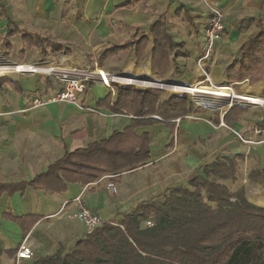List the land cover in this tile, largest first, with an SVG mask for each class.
<instances>
[{
  "label": "crops",
  "instance_id": "crops-1",
  "mask_svg": "<svg viewBox=\"0 0 264 264\" xmlns=\"http://www.w3.org/2000/svg\"><path fill=\"white\" fill-rule=\"evenodd\" d=\"M44 1V8L52 10L58 3L61 5L67 3L65 7H69L85 0ZM129 3H131L129 7H123ZM88 6H98L114 18L126 20V23L129 17L135 16V20L144 26H140L141 28L137 29L130 40L136 41L139 35L143 34L148 42L145 51L140 56L137 54V45H135L132 49L120 52L116 57L106 61L100 66L101 68L106 70L104 65L107 68L108 66L113 67L119 56L131 52L134 58L131 62L140 63V67L147 57L150 59L147 67L149 72L142 70L141 73H147L152 77L174 84L190 85V83L198 82L203 77L202 69L204 68L212 74L214 81L228 84L225 74L227 67L248 39L259 35L264 30V0H93ZM2 8L7 17H2L0 20L1 57L7 58L17 51L14 44L15 39L13 40L16 38V41L21 42L25 47L19 50L24 63L45 59L55 62L63 61L65 66H68L67 63L72 61L73 56L65 53L61 44L54 42L50 37L20 28L23 25L21 18L24 19L30 9L27 0H2L0 13ZM213 9H219L225 14V34L214 45L211 52L212 58L209 56L204 59L207 41L205 31L209 26ZM8 17L11 20V27H9ZM158 23L166 28L172 41L177 45H183L179 57H176L175 53L170 55V71L164 78L153 75L151 71L155 48L152 28ZM14 29H18V32L12 38L6 39L8 31ZM27 32L48 38L60 45V50L51 55V46H47L48 56H44L41 48L31 47L22 41L23 34ZM18 35L19 37H16ZM11 40L13 42L9 45L8 42ZM130 40L115 45H125L130 43ZM113 46L105 49L101 55ZM100 59L97 61L99 65ZM72 66L83 67L85 64L73 63L68 67ZM5 78L8 82L0 88V184H30L38 176L46 174L48 168L59 162L67 152L73 153L79 149H86L89 144L99 143L113 133L123 132L132 125L133 116L119 113L117 115L107 108L99 107L109 94L115 98L114 93L103 85H90L82 97L86 99V108L90 107L95 110L94 113H89L82 110L79 103H48L42 108H32L34 99L44 101L52 97L55 85L54 80L49 77L14 74ZM17 86L22 93L17 90ZM247 87L254 88L257 95H264V80L255 86L248 84ZM243 88L246 89V86ZM230 95H232L231 98L235 96L234 93ZM189 101L194 108L188 116L198 111L195 104L197 102L191 99ZM222 103L223 100L217 102L218 105ZM231 109L230 107L225 110L218 121L214 119L215 125L224 123V127L220 129L215 128L211 123L202 127L198 122L182 121L181 123L176 120V127H179L180 123L181 125L180 130H176V134L179 135L178 144L172 151L176 154L175 159L163 160L166 154L165 150L161 152L162 145L166 144L169 137H172L170 129L165 124L139 127L136 129L137 135L150 134L151 160L145 166L134 171L123 172L119 177L105 175L87 186L79 183L69 184L67 191L62 194L45 193L28 188L25 193L18 192L14 196L3 195L0 199V264H14L15 257L11 258L9 252H16L21 240H27L31 244L35 260L56 254L61 246L71 249L78 238L86 236L88 234L86 227L81 222L55 216L65 202L75 200L80 196L83 203L107 223L110 221L109 217L115 216L117 212H130L129 209L134 206L133 202L138 199L144 197L147 199L164 189L184 185L183 182L196 176L198 159L210 160L211 156L216 153H222L230 158L236 155L244 157L240 165L244 172L242 185L245 187L246 199L264 208V178L250 179L249 177L251 172H264V134L256 129L255 132L247 135L245 117L227 126L224 117ZM202 134H205V137H202ZM239 135L244 137L243 141L239 139ZM199 138L206 143L197 146ZM192 146L198 155L195 156L196 159L189 153L187 155L190 158L187 160L180 156L182 151H191L188 148ZM171 147H174L173 143ZM162 160L163 162H160ZM170 167L173 169V174L167 173ZM158 168L160 171H156ZM160 175H163L164 185L161 184ZM246 179L250 182L254 181L255 184L251 199H249ZM105 183L114 185L117 189L116 193L108 189L107 185L102 188ZM6 212H11L17 218L35 216L40 221L27 234V237H24L19 225L3 218Z\"/></svg>",
  "mask_w": 264,
  "mask_h": 264
},
{
  "label": "trees",
  "instance_id": "trees-1",
  "mask_svg": "<svg viewBox=\"0 0 264 264\" xmlns=\"http://www.w3.org/2000/svg\"><path fill=\"white\" fill-rule=\"evenodd\" d=\"M2 17H7L3 8L0 20ZM8 20L11 27L9 17ZM17 32L18 29L9 30L5 38H12ZM152 32L155 48L151 71L164 78L170 71V55L175 53L179 57L183 45L172 41L160 23L153 26ZM22 41L41 48L44 56H48L47 46H51V55L60 50V45L48 38L29 32L23 34ZM135 45L140 56L148 45L147 38L140 34L136 41L133 39L106 50L100 57V66ZM149 62L147 57L140 68L129 66L128 69L148 71ZM225 74L226 83L233 86L243 82L255 86L264 80V30L248 39ZM5 77L0 78V88L8 82ZM113 87L115 98L109 94L99 107L117 115L133 116L130 127L99 143L89 144L86 149L67 152L48 168L46 174L30 184H0V199L5 194L25 193L28 188L62 194L69 184L87 186L105 175L119 177L123 172L145 166L151 160L150 134L139 136L136 129L165 124L173 135L177 130L176 120L186 119L194 108L186 95L161 100V92L155 89ZM17 90L22 93L18 86ZM246 113L243 107L234 106L224 117V122L229 126ZM259 132L264 133V123ZM243 160L241 155L233 158L218 156L203 167L201 175L193 177L187 184L169 188L149 201L140 202L132 213H124L120 227L107 222L92 234L78 238L71 249L61 246L62 250L54 255L22 264H264V209L254 210L247 206L242 185L244 172L240 165ZM249 177L264 178V172H251ZM225 181L238 185L236 191L232 192L223 183ZM245 182L251 199L254 181L246 179ZM3 218L19 225L24 237L40 221L35 216L17 218L11 212L4 213ZM144 223H150V226L143 227ZM9 254L13 258L17 253Z\"/></svg>",
  "mask_w": 264,
  "mask_h": 264
},
{
  "label": "rangeland",
  "instance_id": "rangeland-1",
  "mask_svg": "<svg viewBox=\"0 0 264 264\" xmlns=\"http://www.w3.org/2000/svg\"><path fill=\"white\" fill-rule=\"evenodd\" d=\"M27 1L29 2L30 9L27 12V14H25L24 19L21 18V20H22L21 23L23 25L20 28L22 30H25V31H27V30L28 31L29 30L34 31V32L40 34L41 36L43 35L45 37H50L54 42L61 44L62 49H64L65 53L69 54L70 56H73L72 61L70 60V62L67 63L68 66L73 65V63L79 64V65L85 64V66L94 65V63H97V61L100 59L99 57L105 49L115 45L116 43H126V41H129L130 38L136 33L137 29L141 28L140 26H144V25H142V23H138L135 20V18H134L135 16L129 17V20L126 23L125 22L126 20L123 21V20L118 19L117 17L114 18L110 14L105 13V11H102L98 6L97 7H89L88 4L90 2H92L93 0H85L82 3H75V4L70 5L69 7L68 6L65 7V5L67 3L65 5H61L60 3H58L57 5H54V9H52V10L50 8H49V10H46L44 8V4H45L44 0H27ZM109 9H111V8H109ZM109 11H111V10H109ZM141 30L144 31L143 29H141ZM224 34H225V32H224ZM224 34H223V36H224ZM223 36H222V38H223ZM16 37H19V35ZM14 39H15L14 44L17 48V51L14 54L9 55V57H7V58L0 56L1 62L4 63L5 65H8V66H10V62L11 63L17 62L19 64H28V65L36 63L37 61L24 63V60H22L20 57L19 50L25 49V47L21 44V42L19 43L18 41H16V38H13V40ZM13 40L9 41L8 44L11 45ZM48 47H50V46H48ZM132 55L133 54L131 52L130 53L127 52V53L119 56V59L114 63L113 67L108 66V68H107L106 65H104V67L106 68V70L108 72H111V73L118 72L116 74H128L129 72L135 73L133 71H129L128 66L140 68L141 64L135 63L134 65L133 64L131 65V61H132V59H134ZM212 56H211V58H212ZM3 58H4V60H3ZM79 62H81V63H79ZM202 68H203V66H202ZM202 73H203V75H202L203 77L200 80H204V78L206 77V74L212 76V74L210 72H208L207 69H205V68L202 69ZM135 74H140L142 76L143 73H141L140 71H137ZM5 75L8 76V75H12V74H10V72L7 71L6 73L1 74L0 77L5 76ZM31 76H34V75H31ZM170 79H172V78H170ZM178 80L179 79L177 78L176 81L178 82ZM195 83L196 82H193L190 84H195ZM216 83L219 84L220 81L216 82ZM109 84H110V82L108 81V85ZM248 84L249 83H241L238 86L232 87L235 96L239 97V99H235L232 102L229 99H222L223 100L222 105H218L217 104L218 100L214 99V98L208 97V99H207V98L193 97L195 102H197L195 104L198 108V111L195 112V114H191L190 116H188L184 120L179 119L180 122L181 123H182V121L198 122L199 126H202V127L208 123H211L212 125H214L215 128L217 127L220 129L221 127H224V123L222 122V123H220V125H215L214 119H216V121H218L219 117L222 116V114L224 113L225 110L229 109L230 107L233 108L234 106H237V105L240 106L241 105L242 107H244V109H246V112H249L248 114H246L244 116L245 119H247L245 121V125L247 126L246 127L247 135L252 133V132H255L256 129H260L261 125L264 123V95L263 96L257 95L254 91L255 90L254 88L247 87ZM116 85L119 86L118 83ZM131 86L137 87L141 90H146V89L152 88V87L141 88L139 86L132 85V84H131ZM131 86L129 85L128 87H131ZM245 86H246V89L243 88ZM121 87H123V86L121 85ZM113 89L116 90L115 88H113ZM158 91L161 92V100L168 99V98L175 96V95L182 96L181 94L172 93V92L165 90V89H161ZM232 93L233 92L231 91L230 94H232ZM230 96H232V95H230ZM202 99H205V100H202ZM230 99H231V97H230ZM75 103H79V105H81V109L86 111V112L94 113V111H95L94 109H92L90 107L86 108L87 102H86L85 97L80 99V101L75 102ZM119 119L122 121L121 118H119ZM181 123H180V125H181ZM180 125H179V127H180ZM179 127H176L177 130H180ZM253 128L255 130H253ZM118 129H120V128H118ZM262 134H264V133H262ZM159 135H160V133H159ZM171 136L172 137L171 138L169 137L166 144L162 145L161 152H163V150H165V154H166V156L163 158V160H168V159L174 158L176 155L172 151L175 149L176 144H178L179 135H177L175 133ZM201 136L205 137V134H202ZM175 139H177L176 142H175ZM239 139H241V141H243L244 137L242 138L241 135H239ZM171 142L173 143L174 147H171V144H172ZM197 142H198L197 146L206 143L205 141L202 142V140L200 138L198 139ZM193 147L194 146L188 148L191 151H182L181 152L182 154L180 156L184 157L187 160L190 158L187 155V153H189L190 155H192V157L194 159H196L195 156H198V155H197L196 150ZM221 155L224 156L222 153L221 154L216 153V154L211 156L210 160L198 159L199 163H198V168L196 170V172H197L196 176L201 175L203 172L202 171L203 167H205L208 163L213 162L218 156H221ZM163 160L160 162H163ZM150 166L151 165H149V167ZM160 168H161V166H160ZM160 168L156 169V171H160ZM167 173H169V174L174 173L172 167H170V169L167 171ZM167 173H166V175H169ZM163 175H160L161 178ZM196 176H194V177H196ZM243 178H244V176H243ZM187 182H183V183L187 184ZM223 183L228 185L232 192H235L237 189V186H238V185H232L230 181H225ZM161 184L162 185L165 184L164 178H162ZM105 185H107V188L110 189L109 183L108 184L105 183L102 186V188H104ZM165 190L166 189H164V191ZM164 191H161L160 193L152 194L147 199L144 197V198H142L143 200L138 199V200L134 201L133 202L134 206L129 209L130 212H123V211H121V213L117 212L115 214V216L109 217V219H108V220H110L109 222H112L113 224L119 225L121 222V219H122L121 217L124 215V213H128V214L132 213L133 210L135 209V207L140 202L149 201L151 198H154V197H157V196L163 194ZM147 226H150V223H144L143 224V227H147ZM22 242L23 241L21 240L20 243L17 245L16 253L18 252V248L20 247ZM5 247H3V249ZM59 250H62V249H59Z\"/></svg>",
  "mask_w": 264,
  "mask_h": 264
},
{
  "label": "built area",
  "instance_id": "built-area-1",
  "mask_svg": "<svg viewBox=\"0 0 264 264\" xmlns=\"http://www.w3.org/2000/svg\"><path fill=\"white\" fill-rule=\"evenodd\" d=\"M212 17L208 23V27L205 31V51H204V59L211 55L212 49L218 41L221 40L224 32H225V14L219 9H213ZM4 60V58H3ZM6 60V59H5ZM10 72V74H19L23 76L29 75H40L46 76L54 80V88L55 91L51 98L48 100H40L34 99L32 102V108H42L48 103H72L80 101L82 97L86 94L90 85H103L109 88L115 95L116 90H114L113 86L117 83L119 86L128 87L131 84L123 83L119 80V77H115L116 73H111L101 68L98 63H94V65H87L83 67H68L65 66L63 61H50L45 60L37 61L33 64H19L17 62L11 63L10 66L5 65L0 60V75L6 72ZM3 77V76H2ZM1 78V77H0ZM108 81L110 84L108 85ZM136 85V84H132ZM139 86V85H136ZM194 87L195 92H190L191 87ZM141 88H146L149 86H139ZM233 86H230L225 83H216L214 79L206 74L204 80H200L195 84H180L178 85L175 92L186 95L192 101H195L193 97L199 98H214L219 100L222 99H230L231 91L234 93ZM239 99V97H237ZM180 122V120H177ZM109 188L112 189L113 192L116 193L117 189L112 184H109ZM58 218H66L72 221H79L86 227L87 233L92 234L97 228L103 226L105 222L96 215L93 210L88 208L82 201V197H77V199L65 202L62 206V209L55 215ZM113 226H119L113 224ZM33 250L30 243L27 240H24L20 247L18 248V252L14 258V264H22L26 261L33 260Z\"/></svg>",
  "mask_w": 264,
  "mask_h": 264
},
{
  "label": "bare ground",
  "instance_id": "bare-ground-1",
  "mask_svg": "<svg viewBox=\"0 0 264 264\" xmlns=\"http://www.w3.org/2000/svg\"><path fill=\"white\" fill-rule=\"evenodd\" d=\"M115 77H119L123 83H128V84H136L139 86H149L152 88H157L159 90L161 89H165V90H171L172 92H175V90H178L177 87L178 85H180L181 83H173V82H169L167 80H162V79H158L155 77L150 76L149 74H142V76L140 74H135V73H131V74H116ZM195 88L192 86L190 89V92H195ZM248 95V94H247ZM238 99L236 96H234L233 98H231V100H235ZM263 102V101H262Z\"/></svg>",
  "mask_w": 264,
  "mask_h": 264
},
{
  "label": "water",
  "instance_id": "water-1",
  "mask_svg": "<svg viewBox=\"0 0 264 264\" xmlns=\"http://www.w3.org/2000/svg\"><path fill=\"white\" fill-rule=\"evenodd\" d=\"M247 206H248L249 209H254V210H262V209H264L263 207H260V206L256 205L253 202H250V201H248V205Z\"/></svg>",
  "mask_w": 264,
  "mask_h": 264
}]
</instances>
